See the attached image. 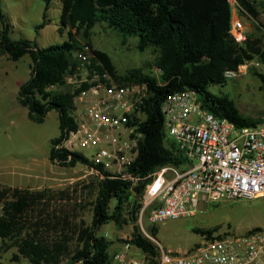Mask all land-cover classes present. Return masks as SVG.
Here are the masks:
<instances>
[{"label":"trees","instance_id":"1","mask_svg":"<svg viewBox=\"0 0 264 264\" xmlns=\"http://www.w3.org/2000/svg\"><path fill=\"white\" fill-rule=\"evenodd\" d=\"M41 1L47 10L53 0ZM235 2L238 12L257 19L254 0ZM261 6L264 12V3ZM232 14L230 0H61L59 31L67 28V39L39 49L34 42L12 40L0 10V57L16 62L28 56L31 61L29 79L18 90V103L36 124L43 123L52 110L58 114L59 136L50 141L49 161L63 167L77 164L93 167L104 176L96 183L91 224L87 226L80 220L72 237L66 231L67 224L65 228L58 224L68 221L67 217L54 216L47 210L45 191L30 192L0 185V250L15 249L6 264H20L21 260L29 264H61L64 259L67 264H110V242L98 235V229L110 222L137 221L142 184L131 188L129 182L109 177L101 166L93 165L82 155L56 148L66 130L76 127L71 116L73 95L64 86L63 77L77 65V52L89 53L93 62H99L120 84L148 86L146 116L140 124L143 139L131 169L142 177L160 166L178 164L173 146L166 140L160 111L162 102L173 93L194 91L203 109L237 126L260 123L261 120L242 116L229 97L210 90L213 84L225 83L226 72H236L247 61L256 59L264 67V42L250 36L237 42L230 33ZM45 23L44 15L37 30ZM97 25L116 33L123 44L134 38L139 52L149 49L154 55L152 67L159 73L148 74L142 69L118 73L111 58L92 46L90 37ZM253 74L264 89V73ZM113 199L115 204L111 207ZM204 234L209 237L212 232ZM72 242L76 244L70 251ZM130 243L145 254L155 255L153 242L137 226L133 227Z\"/></svg>","mask_w":264,"mask_h":264},{"label":"built area","instance_id":"2","mask_svg":"<svg viewBox=\"0 0 264 264\" xmlns=\"http://www.w3.org/2000/svg\"><path fill=\"white\" fill-rule=\"evenodd\" d=\"M231 34L239 43L246 38L234 12ZM92 59L89 53L77 52V65L63 77L73 95L71 116L76 127L66 130L56 148L82 155L109 177L129 182L131 188L142 184L136 213L140 226L144 215L154 225L191 217L201 202L264 197V119L254 126H237L203 109L192 90L173 93L160 106L163 131L178 164L160 166L144 177L132 171L143 139L140 124L146 116L148 86L120 84ZM234 75L224 74L226 79ZM84 167L98 179L104 177L97 169ZM141 233L149 237L143 227ZM130 241L131 234L111 256L110 264H264V228L214 236L191 252L165 251L152 239L153 256Z\"/></svg>","mask_w":264,"mask_h":264},{"label":"rangeland","instance_id":"3","mask_svg":"<svg viewBox=\"0 0 264 264\" xmlns=\"http://www.w3.org/2000/svg\"><path fill=\"white\" fill-rule=\"evenodd\" d=\"M254 1L258 14L256 20L238 12L235 0L231 2L235 18L244 26L245 37L250 36L251 39L263 43L264 12L261 5L264 0ZM0 10L9 25V37L12 40L34 42L37 48L43 49L67 39L68 29L59 31L61 0H53L47 10L41 0H0ZM44 15L45 26L37 30L36 27L43 22ZM1 29L0 23V32ZM90 39L93 48L105 52L120 74L131 69H142L148 74L159 73L152 67L154 55L149 49L144 52L136 50L134 38L123 44L121 37L116 33L103 25H97ZM30 67L28 56L16 62L7 60L4 56L0 57V185L48 193L49 199H53V202H49V210L56 213L65 210V215L70 221L66 231L72 237V231L81 221L87 226L91 224L98 177L89 174L81 164L63 167L49 162L50 141L59 136L57 112L50 111L43 123L36 124L28 119L26 109L17 100L19 87L29 79ZM253 72L264 73V67L256 59L240 65L232 78L225 80L222 85L213 84L210 90L217 95L229 97L245 118L262 121L264 89L262 82ZM166 178L171 177L168 174ZM86 186L90 188L86 189ZM114 204L113 199L110 206ZM77 205H80V208ZM134 226L139 227L141 231L143 227V231L149 236L145 237L151 240L155 247L152 239L165 251L191 252L197 244L214 236L242 235L264 228V197L214 204L201 202L191 217L168 219L154 225L148 222L147 215H144L141 226L137 222H110L102 225L97 233L110 242V256L132 233ZM152 228L156 229L154 233ZM207 231L212 232L209 237L204 234ZM75 244L76 242L70 244V251L75 248ZM14 252V248L8 251L1 249L0 264H6ZM20 264L29 263L21 260ZM61 264H67V259L62 260Z\"/></svg>","mask_w":264,"mask_h":264},{"label":"crops","instance_id":"4","mask_svg":"<svg viewBox=\"0 0 264 264\" xmlns=\"http://www.w3.org/2000/svg\"><path fill=\"white\" fill-rule=\"evenodd\" d=\"M8 60V59H7ZM52 140V139H51ZM50 162V161H49ZM45 196H46V198H45V201L48 203V207H47V210L49 211V213L51 214L52 213V215H54V216H58V217H65L66 215H65V210H62L61 211V213L60 212H58V213H56V212H54V211H52L51 209L49 210V205H50V203L49 202H53V199H49L50 197H49V195H48V193H45ZM67 215H68V213H67ZM67 217V216H66ZM59 223V227L61 228H65V225L67 224V227L69 228V226H70V221H58ZM66 222V223H65ZM68 228H66V229H68ZM121 246V245H120ZM120 248V247H119Z\"/></svg>","mask_w":264,"mask_h":264}]
</instances>
